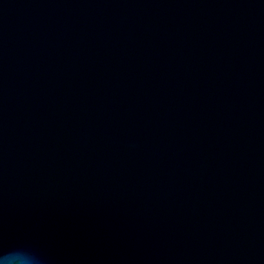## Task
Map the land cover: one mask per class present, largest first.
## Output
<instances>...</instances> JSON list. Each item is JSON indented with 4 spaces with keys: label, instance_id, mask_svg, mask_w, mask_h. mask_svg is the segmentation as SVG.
<instances>
[{
    "label": "water",
    "instance_id": "water-1",
    "mask_svg": "<svg viewBox=\"0 0 264 264\" xmlns=\"http://www.w3.org/2000/svg\"><path fill=\"white\" fill-rule=\"evenodd\" d=\"M264 264V0H0V254Z\"/></svg>",
    "mask_w": 264,
    "mask_h": 264
},
{
    "label": "clouds",
    "instance_id": "clouds-1",
    "mask_svg": "<svg viewBox=\"0 0 264 264\" xmlns=\"http://www.w3.org/2000/svg\"><path fill=\"white\" fill-rule=\"evenodd\" d=\"M0 264H41V261L33 251L21 248L0 254Z\"/></svg>",
    "mask_w": 264,
    "mask_h": 264
}]
</instances>
